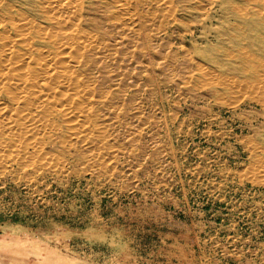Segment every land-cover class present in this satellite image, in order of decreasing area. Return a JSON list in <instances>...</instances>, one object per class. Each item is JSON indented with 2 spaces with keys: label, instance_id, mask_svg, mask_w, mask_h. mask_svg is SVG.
<instances>
[{
  "label": "rangeland",
  "instance_id": "374dc122",
  "mask_svg": "<svg viewBox=\"0 0 264 264\" xmlns=\"http://www.w3.org/2000/svg\"><path fill=\"white\" fill-rule=\"evenodd\" d=\"M218 1L83 0L87 117L26 134L42 166L3 148L0 264H264V107L215 42L255 17Z\"/></svg>",
  "mask_w": 264,
  "mask_h": 264
},
{
  "label": "bare ground",
  "instance_id": "6f19581e",
  "mask_svg": "<svg viewBox=\"0 0 264 264\" xmlns=\"http://www.w3.org/2000/svg\"><path fill=\"white\" fill-rule=\"evenodd\" d=\"M126 1L110 0V3L124 8ZM255 3L259 8H245L232 0L218 1L216 12L220 18L246 20L254 16L255 20L241 24L228 19L226 26L231 31L224 36L218 34L215 42L235 41L230 46L237 55L234 70L250 73L254 82L249 99L260 96L254 101L264 107V0ZM82 4L83 0H0V154L5 151L3 148L19 146V151L27 147L26 134L42 135L40 132L49 123L45 121L48 117L60 114L71 121L87 117L90 97L73 74L81 51L77 53V50L92 42L76 26ZM24 7L33 17L23 12ZM245 40L247 46H244ZM40 141L38 138L32 142L33 146L39 147ZM39 151L37 155L23 152L27 162H32L31 166L35 162L42 166L49 161L47 153Z\"/></svg>",
  "mask_w": 264,
  "mask_h": 264
}]
</instances>
